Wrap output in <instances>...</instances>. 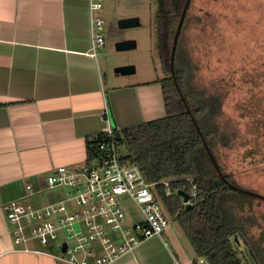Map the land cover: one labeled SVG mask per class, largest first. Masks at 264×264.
Listing matches in <instances>:
<instances>
[{"label": "crops", "instance_id": "obj_1", "mask_svg": "<svg viewBox=\"0 0 264 264\" xmlns=\"http://www.w3.org/2000/svg\"><path fill=\"white\" fill-rule=\"evenodd\" d=\"M103 47L91 54L87 0H0V264H70L54 242L30 240V250L14 244L4 204L24 194L27 183L44 186L55 166L82 165L88 139L107 126L166 114L159 77L119 83L101 72ZM59 194L53 191V199ZM201 261L170 218L161 237H146L107 264Z\"/></svg>", "mask_w": 264, "mask_h": 264}, {"label": "rangeland", "instance_id": "obj_2", "mask_svg": "<svg viewBox=\"0 0 264 264\" xmlns=\"http://www.w3.org/2000/svg\"><path fill=\"white\" fill-rule=\"evenodd\" d=\"M101 3L98 13L104 19L105 38L101 72L122 80L119 83L162 77L157 52L160 0ZM130 16L139 23L118 26L120 18ZM124 38L133 39L135 46L117 50L115 42ZM179 45L177 63L186 70L193 96L206 103L207 98L214 99L200 122L204 130L217 133L210 138L215 161L223 174L249 191H233L221 201L226 220L236 228L231 236L234 249L243 264H258L253 252L264 264V0H190ZM127 64L135 71L115 73V66ZM118 152L125 154L124 146ZM197 165L207 169L208 178H218L207 159ZM49 190L48 200L53 191L63 195L61 189ZM120 205L131 221L142 219L127 196ZM200 264L208 263L202 258Z\"/></svg>", "mask_w": 264, "mask_h": 264}, {"label": "built area", "instance_id": "obj_3", "mask_svg": "<svg viewBox=\"0 0 264 264\" xmlns=\"http://www.w3.org/2000/svg\"><path fill=\"white\" fill-rule=\"evenodd\" d=\"M101 1L87 0L94 56L105 43L104 19L98 13ZM117 130L107 126L92 135V155L87 154L82 165H57L45 176L44 186L34 188L27 183L24 194L4 204L14 244L30 250L27 246L30 240L40 244L57 240L59 256L70 264H107L132 250L144 238L161 237L170 217L152 188L154 182L145 179L138 165L121 159ZM162 183L164 195H169L168 181ZM46 189H61L63 195L48 200L44 196ZM33 195L41 196L43 202H31ZM122 196L137 205L142 219L131 221L120 205ZM188 196L192 203L197 196L195 183Z\"/></svg>", "mask_w": 264, "mask_h": 264}, {"label": "trees", "instance_id": "obj_4", "mask_svg": "<svg viewBox=\"0 0 264 264\" xmlns=\"http://www.w3.org/2000/svg\"><path fill=\"white\" fill-rule=\"evenodd\" d=\"M185 1L160 0L157 11V52L163 76L156 81L162 88L166 114L119 128L117 145L118 148L124 146L126 150L125 154H121V159L138 165L145 179L154 182L152 188L157 198L168 216L178 221L198 257L205 259L208 264H243L231 240L236 228L226 220L221 202L224 196L239 190L229 183L238 185L226 174V180L215 185L213 178L207 177V169L197 165L200 159H207L217 173L203 143L205 140L216 160L210 141L213 130H204L200 122V117L209 111L207 105L211 101L213 105L214 99L207 98L209 102L206 103V99L200 101L199 97H194L186 70L177 63L180 37L190 0L180 24L172 70L170 66L173 37ZM213 133L217 136L215 131ZM92 148L94 141L88 139L89 157ZM165 180L171 190L169 195H164L165 186L162 181ZM193 183L197 185V196L187 207L177 191L189 192ZM253 254L258 264H263L257 253Z\"/></svg>", "mask_w": 264, "mask_h": 264}, {"label": "water", "instance_id": "obj_5", "mask_svg": "<svg viewBox=\"0 0 264 264\" xmlns=\"http://www.w3.org/2000/svg\"><path fill=\"white\" fill-rule=\"evenodd\" d=\"M188 1L189 0H186L185 1V4H184V7H183V10L181 12V15H180V18H179V21H178V25H177V28H176V31H175V34H174V37H173V43H172V48H171V54H170V66H171V70H172V65H173V55H174V51H175V45H176V41H177V37H178V32H179V28H180V24H181V21H182V18L185 14V11H186V8H187V4H188ZM139 21H138V18L135 17V16H130V17H123V18H120L118 20V26L119 27H127V26H132V25H136L138 24ZM135 46V41L133 39H130V38H124V39H120V40H117L115 42V47L117 50H121V49H127V48H132ZM135 70V67L134 65L132 64H127V65H119V66H115L114 67V71L115 72H119L121 74H126V73H131ZM120 138V135H119V132L116 131V139L119 140ZM203 143H204V146L217 170V173H218V178L216 180H214V184L217 185L218 182H220L221 180H226L223 172L219 169L216 161H215V158L209 148V146L207 145V143L205 142V140H203ZM231 186L243 191V192H249L247 190H244L232 183H229ZM177 194L181 196L182 198V202L185 203V205L188 207L189 205H191V203L189 202V196H188V192L185 191V190H178L177 191ZM63 248H65V245H63Z\"/></svg>", "mask_w": 264, "mask_h": 264}]
</instances>
